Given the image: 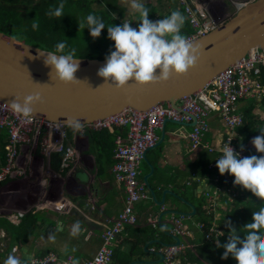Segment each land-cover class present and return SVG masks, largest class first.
Instances as JSON below:
<instances>
[{
  "label": "crops",
  "instance_id": "0c3cea01",
  "mask_svg": "<svg viewBox=\"0 0 264 264\" xmlns=\"http://www.w3.org/2000/svg\"><path fill=\"white\" fill-rule=\"evenodd\" d=\"M96 1L100 8H107L109 15L121 23L127 18L132 27H137L138 14L130 13L129 4L123 0ZM249 1L252 0H204V4L209 6L212 15L223 22L241 4ZM143 2L150 11L154 10L155 17L149 16L153 21L181 8L177 0ZM208 122L210 130L205 138L218 145L219 134L223 131L220 127L223 128L224 123L215 112L211 113ZM191 129L190 124L172 120L164 121L155 129L157 140L153 148L145 153L144 172H140L142 180L148 182L152 191L148 189V198L135 208L137 224L125 227L115 242L114 248L119 247L115 255L116 263L160 264L163 257L157 249L176 242L171 217H177L178 212L191 217L196 213L197 204L190 200L189 195L201 196L203 184L199 186L196 183L201 177L194 163L203 149L191 148L188 142ZM126 131L127 127L108 130L114 138L112 135L111 140L103 138V144L93 141L89 135L72 142L79 150V158L68 167L60 168L59 161L55 163L54 152L47 156L37 151L38 147L31 151L38 163L35 172H24L21 176L25 178L26 186L9 187L4 184L3 192L0 190V216H5L0 217L3 220L0 223L6 225H0V264H5L10 254L20 258L24 264H28L33 257L49 253L59 259L52 264H69V256L73 262L80 264L94 256L105 221L115 218L124 205V192L113 177L112 166L115 162V136L120 134L126 140ZM73 133L71 131L69 142L79 135ZM3 141L6 143L7 137ZM11 215L19 219L9 218ZM149 216L156 219L154 225L147 221ZM77 222L81 230L73 236L71 229Z\"/></svg>",
  "mask_w": 264,
  "mask_h": 264
},
{
  "label": "built area",
  "instance_id": "2783aa9c",
  "mask_svg": "<svg viewBox=\"0 0 264 264\" xmlns=\"http://www.w3.org/2000/svg\"><path fill=\"white\" fill-rule=\"evenodd\" d=\"M177 2L183 7L187 21L190 23L191 31L186 35L190 41L208 33L219 24L218 19L207 11L201 0H177ZM262 96H264V48H254L240 61L224 68L202 89L179 99L177 107L171 106L169 103L159 102L142 112L125 108L105 118L81 124L82 129L80 131H74L61 123H54L33 116L23 117L14 113L10 106L0 101V129H5L8 135L5 145L6 165L1 168L0 181L7 174L12 176L15 173L12 170L18 167L19 153L35 149L38 139L41 140V150L45 154L63 150L60 162V167L63 168L68 167L69 161L79 158L78 148L70 142L65 144L63 141L67 136L66 128H70L74 135L79 134L75 135L72 140L77 142L79 140L77 137L84 136L90 131L104 129L111 131L115 127H127L126 140L120 134L115 136V162L112 166L113 177L121 184L124 192L123 208L115 218L105 221V228L100 235V244L94 256L80 263L109 264L113 257L114 244L125 226H135L138 222L136 204L148 198L147 184L140 176V163L144 159L145 153L154 146L157 140L155 129L167 120L190 124L192 129L188 133V142L191 148L193 150L203 149L215 155V159L208 164V169H218L216 159L220 158L227 143L235 151L240 152L241 157L247 156L245 150L241 151L240 145L236 141L238 134L235 127L241 123V119L235 110L240 100L253 97L259 101ZM212 112H215L224 123V130L220 132L218 137V145L212 144L205 138L210 130L208 118ZM68 137L67 140L69 141ZM231 137L233 138L229 141ZM223 179L225 183H233L234 176L225 173ZM201 181L204 182L201 195L205 198L206 214L216 218L220 212L221 195L219 193L223 187L218 184L221 181L220 176L213 175L209 180L206 178L197 180L198 183ZM232 183L230 184L232 186H226V192H229L230 189L234 190L235 185ZM224 195L226 194H222V196ZM183 217V215L171 217L173 233L179 236V243L157 249L164 254V261L167 264H178L176 255L197 245L193 239L195 230H204V222H195L193 230L187 223L183 222ZM9 218L18 220V216L14 215ZM214 218L208 228L207 236L216 229ZM147 221L153 225L156 223L153 216H149ZM56 262H58V257L49 253L32 258L29 264ZM67 263L73 264L70 256Z\"/></svg>",
  "mask_w": 264,
  "mask_h": 264
},
{
  "label": "clouds",
  "instance_id": "9594fccd",
  "mask_svg": "<svg viewBox=\"0 0 264 264\" xmlns=\"http://www.w3.org/2000/svg\"><path fill=\"white\" fill-rule=\"evenodd\" d=\"M123 2L129 4L130 13L138 14L139 23L137 27H132L131 21H125L119 25L106 26L102 18L91 13L87 15L84 21L78 22L79 29H89V33L94 39L100 37L102 30L107 28V38L114 42L112 46L114 50H110L106 56V63L97 71L98 76L103 77L105 81H110L116 89H120L129 81H134L139 85L157 84L166 81L172 74L186 75L189 69L196 67L201 56V46L190 41L186 36L187 34H182L187 17L179 9L172 11L170 15L162 19L153 21L149 19L150 9L145 5L143 0H123ZM201 2L204 4V0H201ZM64 7L65 5L62 0L59 6L55 9H50L47 15L49 17L61 18L64 16ZM218 21L220 24L221 21ZM32 29L38 30L39 23L34 22ZM66 47V42L57 43L55 53H49L40 48L38 56L44 57L43 62L45 66L50 68L49 75L52 80L54 79L66 85L77 84L80 80L76 78L75 73L80 67L79 60L76 56V50L73 48L65 53ZM39 101H41V95L39 92H36L24 96L22 102L21 97L17 96L8 103L9 105L6 104L18 115L35 117L32 106ZM67 127L72 128L74 131L82 129V125L72 118L67 120ZM70 128H66L67 136L64 139L66 143L71 140V137H68V131H71ZM259 131L260 135L255 136L251 143L258 153H264V128H259ZM233 137L229 138V141ZM81 138L82 136L79 140ZM6 144L7 142L1 149L4 152L5 162L7 158ZM240 149L241 151L244 150L243 144L240 145ZM32 150L34 149L28 150V154ZM40 151L42 152L41 149ZM51 153L53 152L46 155L50 156ZM54 153H60L61 158L63 156V150ZM61 158L59 160V167L61 166ZM74 162H77V160L69 161L68 166ZM216 167L221 175L228 173L234 176V185H239L243 189L249 190L255 197L264 200V155L241 157L240 152L235 151L227 143V146L223 148L220 158L216 159ZM1 168L0 166V171ZM15 171L18 170L16 169ZM23 173L15 172L13 175L17 179L18 175L22 176ZM7 176H10V174H7L0 182H3ZM196 183L199 186L203 184L204 187L203 181ZM201 193L202 189H200ZM177 215L186 216L187 219L191 216L187 213ZM225 224L230 229L228 240L223 245L219 242L217 243V247L225 249L221 259H228L229 255H231L237 261V264H264V207H261L259 211H253L252 222L244 225L247 234L243 238L238 235L231 221H225ZM191 229L194 230V226L191 225ZM80 230L81 226L77 222L73 225L71 234L75 236ZM174 236L176 242L173 241L163 247L178 244L180 238L177 235ZM193 239L198 245L196 241L197 235L194 234ZM185 250L180 253L185 252ZM178 254L176 255L177 258ZM160 255H162V261H164V254L160 253ZM5 264H24V262L20 258L10 254ZM73 264H78V262L74 261Z\"/></svg>",
  "mask_w": 264,
  "mask_h": 264
},
{
  "label": "water",
  "instance_id": "95a60500",
  "mask_svg": "<svg viewBox=\"0 0 264 264\" xmlns=\"http://www.w3.org/2000/svg\"><path fill=\"white\" fill-rule=\"evenodd\" d=\"M193 42L201 46V56L186 75L172 74L157 84L129 81L116 89L97 75L105 59L77 57L80 67L75 76L80 82L66 85L50 78V68L38 56L39 47L0 31V101L8 104L19 96L22 102L24 96L39 92L41 101L32 106L33 115L66 125L69 118L90 123L125 108L146 111L159 102L177 107L179 99L202 89L251 49L264 48V0L241 4L231 17Z\"/></svg>",
  "mask_w": 264,
  "mask_h": 264
},
{
  "label": "trees",
  "instance_id": "16d2710c",
  "mask_svg": "<svg viewBox=\"0 0 264 264\" xmlns=\"http://www.w3.org/2000/svg\"><path fill=\"white\" fill-rule=\"evenodd\" d=\"M61 2L62 0H0V31L32 46L53 53L56 51L55 46L57 43L66 42L67 47L65 53L74 48L76 50V56L79 58L104 60L110 50H114L112 47L114 42L107 38V28L102 30L100 37L94 39L90 35L89 29H79L78 22L84 21L90 13L102 18L106 26L119 25L121 22L110 16L107 8L106 10L103 6L100 8L99 2L96 0H63L65 5L64 16L61 18L49 17L47 12L50 9L58 7ZM178 9L184 14L183 7ZM149 16L155 17L154 10L150 11ZM34 22L39 23L38 30L32 29V24ZM190 31V23L186 21L182 29V34L186 35ZM257 109L264 110V96H262L259 101L253 97L240 100L235 110V113L238 114L241 119V123L235 127V131L238 134L236 141L239 145H244L247 156L264 155V153H258L251 143V138L260 135L259 128H264L263 118L255 113ZM115 129L118 130V127H115ZM222 129L224 130V127H220V131H222ZM107 131V129L90 131L88 135L93 141H98L100 144H103V138L111 140V135L114 138V135L108 134ZM70 133L71 131H68V135H71ZM6 137V130L1 128L0 166L5 163L4 152L1 149L5 144L3 140ZM60 158L61 154L55 153L54 159L56 164ZM213 159H215V155L203 150L194 163V168L198 174H200L199 176L201 178L209 180L213 175L220 176L221 181H219L218 184L223 187L219 193L221 195L219 217L217 215L216 218H214L212 215L209 216L206 214L207 211L204 208L205 198L202 195L195 197L199 198L202 202L200 207H196L195 214L198 216V222H204L205 227L204 230L201 231L195 230L198 245L193 251L187 249L185 252L178 254V264H237V261L231 255H229L228 259H221L225 249L223 247H217L218 242L223 245L228 240L230 229L226 226L225 221H231L238 235L243 238V236L247 234L244 225L252 222L253 211H259L261 207H264V200L255 197L249 190H245L241 186V190L237 191L239 193L230 198L229 192H226L225 189L227 188L226 186H229L232 182L225 183L223 179L224 175H221L218 169H208V164ZM222 194L226 195L222 196ZM143 201L145 200L138 202L135 208ZM190 217L187 219V217L184 216L183 222L186 224ZM213 218L216 223V229L207 236L206 234L208 233V228ZM24 219L25 221L27 220V218ZM0 225L6 226L4 222L0 223ZM191 225L195 227V223H191ZM191 225L189 226L191 227ZM125 227L130 228L133 226ZM117 248L119 247L114 248L113 257L110 262H113L112 264H119L116 263L118 260H116L115 256ZM160 264L167 263L161 261Z\"/></svg>",
  "mask_w": 264,
  "mask_h": 264
},
{
  "label": "rangeland",
  "instance_id": "374dc122",
  "mask_svg": "<svg viewBox=\"0 0 264 264\" xmlns=\"http://www.w3.org/2000/svg\"><path fill=\"white\" fill-rule=\"evenodd\" d=\"M240 3H242V2H240ZM204 7L212 15V13L210 12L209 6L206 5V4H204ZM212 16H214L215 18L219 19L215 15H212ZM128 20H127V18H124L123 22L128 21ZM255 113L258 114V116H260L261 118H263V121H264V110L257 109V111ZM167 121H171V120H167ZM85 135H88V133L85 134ZM68 136H70V135H68ZM82 138H84V136H82ZM252 139L253 138H251V141H252ZM63 141H64V143H66V140H63ZM36 146L38 147L37 151L40 150V149H42V147H41V140L40 139L37 140ZM33 153L34 152H32L31 154H28V150L19 153V164H18V167H17V170L18 171H15L16 169H13L12 172H35V170H36V164L38 162H37L36 157L33 155ZM36 154L38 155L39 153L36 152ZM5 165H6V162L3 165H1V167H5ZM30 165H32V167H30ZM43 169H45V168L43 167ZM141 171L144 172L143 171V160L140 163V172ZM4 184L5 185L7 184L9 187H16V185H18V186L19 185L26 186V184H25V178H22L20 175H18L17 179L15 178L14 175L7 176L3 182H0V190L1 191L3 190ZM239 190H241V187L240 186H235L234 187V190L230 189L229 190V195H230L229 197L232 198V197L236 196V194L239 193V192H237ZM5 191H7V189H5ZM1 196L3 197V193L1 194ZM189 198H190V200L193 203L197 204L198 207H200V205L202 204V202H201V200L199 198H195V197H193L191 195H189ZM204 205H205V203H204ZM1 213H2V211H0V214ZM0 217L1 218H4L5 216H0ZM218 217H219V214H218ZM197 221H199L198 220V216L196 214H194V215H192V217L189 218V220L186 223H188L189 225H191L192 222H197ZM195 247H196V245L193 248H191V251L195 250Z\"/></svg>",
  "mask_w": 264,
  "mask_h": 264
}]
</instances>
